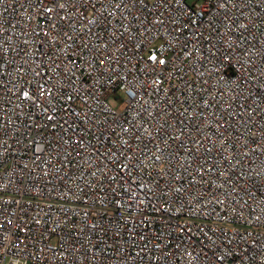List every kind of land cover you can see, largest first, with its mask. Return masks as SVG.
I'll return each mask as SVG.
<instances>
[{"label": "built area", "instance_id": "built-area-1", "mask_svg": "<svg viewBox=\"0 0 264 264\" xmlns=\"http://www.w3.org/2000/svg\"><path fill=\"white\" fill-rule=\"evenodd\" d=\"M0 264H264V0H0Z\"/></svg>", "mask_w": 264, "mask_h": 264}, {"label": "rangeland", "instance_id": "rangeland-1", "mask_svg": "<svg viewBox=\"0 0 264 264\" xmlns=\"http://www.w3.org/2000/svg\"><path fill=\"white\" fill-rule=\"evenodd\" d=\"M190 3L199 2V0H189Z\"/></svg>", "mask_w": 264, "mask_h": 264}, {"label": "snow or ice", "instance_id": "snow-or-ice-1", "mask_svg": "<svg viewBox=\"0 0 264 264\" xmlns=\"http://www.w3.org/2000/svg\"><path fill=\"white\" fill-rule=\"evenodd\" d=\"M153 59H155V57H153Z\"/></svg>", "mask_w": 264, "mask_h": 264}]
</instances>
